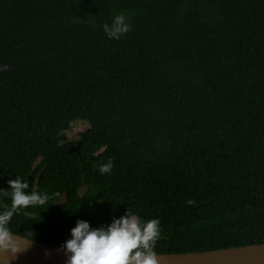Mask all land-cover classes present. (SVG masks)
I'll use <instances>...</instances> for the list:
<instances>
[{
	"label": "trees",
	"instance_id": "trees-1",
	"mask_svg": "<svg viewBox=\"0 0 264 264\" xmlns=\"http://www.w3.org/2000/svg\"><path fill=\"white\" fill-rule=\"evenodd\" d=\"M3 65L0 210L17 176L49 197L13 233L61 248L131 209L156 254L264 244V0H0Z\"/></svg>",
	"mask_w": 264,
	"mask_h": 264
},
{
	"label": "clouds",
	"instance_id": "clouds-1",
	"mask_svg": "<svg viewBox=\"0 0 264 264\" xmlns=\"http://www.w3.org/2000/svg\"><path fill=\"white\" fill-rule=\"evenodd\" d=\"M109 39L119 40L130 31V24L123 13L115 15L110 24L103 25ZM8 65L0 67L6 71ZM113 162L109 159L99 167V173L110 174ZM10 207L0 210V254H15L24 251L21 239L10 228L14 215L29 206L45 205L49 197L35 191L29 193L27 182L19 176L8 180ZM193 203V201H188ZM160 235L159 219L147 221L138 218L132 210H126L119 218H114L107 226L92 228L85 220H77L70 230V239L59 249L67 257V264H158L155 252L156 241ZM33 240H28L30 244ZM0 264H9V259L0 260Z\"/></svg>",
	"mask_w": 264,
	"mask_h": 264
},
{
	"label": "water",
	"instance_id": "water-1",
	"mask_svg": "<svg viewBox=\"0 0 264 264\" xmlns=\"http://www.w3.org/2000/svg\"><path fill=\"white\" fill-rule=\"evenodd\" d=\"M15 234V233H14ZM26 248L15 254H0V260L9 264H67V257L58 247L36 241L27 244L28 238L15 234ZM158 264H264V244L227 248L194 253L156 254Z\"/></svg>",
	"mask_w": 264,
	"mask_h": 264
},
{
	"label": "rangeland",
	"instance_id": "rangeland-1",
	"mask_svg": "<svg viewBox=\"0 0 264 264\" xmlns=\"http://www.w3.org/2000/svg\"><path fill=\"white\" fill-rule=\"evenodd\" d=\"M89 128V123L87 121L77 120L74 121L70 128L64 133L68 140H76L79 135L85 132Z\"/></svg>",
	"mask_w": 264,
	"mask_h": 264
}]
</instances>
